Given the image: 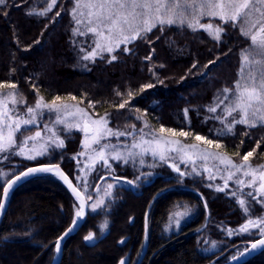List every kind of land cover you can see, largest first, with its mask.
Here are the masks:
<instances>
[{"label":"trees","instance_id":"obj_1","mask_svg":"<svg viewBox=\"0 0 264 264\" xmlns=\"http://www.w3.org/2000/svg\"><path fill=\"white\" fill-rule=\"evenodd\" d=\"M74 3L57 0L43 16L28 13L43 11L49 0H6L7 6H0V82L17 85L16 91L26 101L23 108L35 104L37 92L45 101L60 96V101L71 100L97 117L107 116L111 128L126 131L145 124L153 129L184 131L190 133L187 140L200 135L219 143L234 161L255 149L249 161L264 165V126L236 125L232 133L221 136L213 134L199 116L211 117L214 113L207 111L208 106L222 95V89L232 88L239 79L241 52L251 43L241 34L239 22L233 27L217 17H203L204 24L223 26L220 41L185 24L165 25L163 30L157 25L147 39L128 44L131 51H123L121 45L116 52L92 61L82 59L85 52H81V48L90 51L93 47L92 34L73 35V29L78 28L72 13ZM111 55L117 59L109 63ZM147 84L154 87L141 91ZM123 101L128 103L119 108ZM89 102L94 107H89ZM35 129L30 127L24 133ZM60 135L65 146L35 161L15 157L0 162V167L9 170L6 180L32 165L59 163L77 184L73 156L81 150L83 135L75 130L60 131ZM142 159L141 167L131 161L115 164L119 176L146 179L140 185L141 194L129 187H116L105 206L89 211L80 229L66 240L60 264H118L125 255L128 264H133L144 243L145 213L157 193L148 213L147 249L140 264H205L220 254L218 261L224 262L243 243L257 238L256 232L228 237L220 229L236 227L247 216L226 192L207 188L203 175L186 171L180 175L168 164L153 168L152 158ZM181 203L188 206L192 219L178 232L166 235L164 226ZM76 207L66 188L51 175L36 176L19 185L0 223V264H50L56 239L70 225ZM207 213L210 220L199 232ZM105 221L107 227L101 231ZM90 231L95 233L92 244L84 240ZM212 243L217 246L215 252L202 251ZM239 264H264V250Z\"/></svg>","mask_w":264,"mask_h":264},{"label":"snow or ice","instance_id":"obj_2","mask_svg":"<svg viewBox=\"0 0 264 264\" xmlns=\"http://www.w3.org/2000/svg\"><path fill=\"white\" fill-rule=\"evenodd\" d=\"M57 4V0H51L47 8L41 12H29V15H46L51 9ZM0 6H7L6 0H0ZM82 8L88 9L87 16L89 17V25L93 23L95 26L87 28L86 32H81L79 28L73 29V35H87L91 33L93 36L94 47H91L90 51H85L81 48V52H85L82 59L95 61L97 56H101L104 52L112 54L124 45L123 51H131L127 45L136 41L137 39H147V34L153 30V28L160 26L161 30L165 25L187 24L188 27L195 30L197 27L203 28L209 32L215 40H221V34L224 32L222 25L213 26L212 24H201L199 20L201 17H219L223 24L231 23L233 27L238 26L239 22L241 34L248 38L251 43L248 48H245L241 52V68L238 72L239 79L234 82L232 88L222 89V95H218L214 102L208 106L207 111L210 113H217V109H221V114L214 115L210 118L219 120L223 129L218 130V135H225L232 133L236 125H245L248 128H255L257 126H264V0H75V6L72 9L73 19L76 24L82 23L77 18V12L79 11L80 16H84L85 13L81 11ZM60 15L59 12L56 13ZM38 43V41H37ZM116 55H111L109 63L116 60ZM150 59V57H148ZM219 59V57H217ZM216 61H209V64H214ZM196 67L195 64L192 66ZM205 68L208 65H204ZM14 71V69H13ZM34 87V86H33ZM153 84H147L142 86L141 91L144 88H152ZM9 88L13 91L0 92V153H9L16 155H24L26 146L29 141L36 142L42 137V131L37 130L33 135L24 136L22 140L18 141L17 134L23 135L24 131L29 130V126L37 125L39 118H42L44 111L47 110L50 113L56 114L54 126L49 127L44 125V131L51 133L47 141L40 145L37 150L35 143L31 149H27L29 154L26 156L27 159L34 160L37 156L43 155L47 148L51 145L55 147H64V140L60 139L55 125L64 124L66 128L76 127L79 128L85 134V140L82 141V147L90 148L93 144L97 148L93 149L98 161L103 162L104 167L110 168L111 165L108 162V156L110 155L113 160H124L127 163V158L121 156L120 152L116 150L115 145L108 143L101 144V140L110 136H125L132 135V133L121 132L113 130L108 127L109 120L107 116L94 119L84 109L58 104L57 101L61 100L60 96H55L51 101H45L44 97L39 95L37 92V100L34 105L27 106L25 109V115L21 116L17 112V106L25 104L26 101L21 98V94L16 91L17 85L15 83L0 82V89ZM118 96L123 95L120 92L116 93ZM129 97L132 96V92L127 93ZM73 100L76 97H72ZM128 101L119 103V108H124ZM11 105V107H10ZM223 106V107H221ZM69 107H75V112H68ZM89 107H94L92 102H89ZM137 111H139L137 109ZM187 109L185 113L187 114ZM63 116L73 115L78 117L79 123H69ZM135 127V126H133ZM161 132H167L173 136L179 135L187 137L190 135L188 132L180 131L176 132L174 129H165L161 127ZM91 132V135L89 133ZM143 132V130H141ZM247 135V133H245ZM162 138H154L153 141H144L141 136L140 143H133L132 148H140L141 143H159ZM197 141H203L208 145H214L216 148H220L221 145L206 137L196 135ZM167 144H179V141H164ZM112 148L113 151L108 153L106 150ZM182 148H194L193 145H183ZM259 147V142H257ZM18 148L19 150L13 153V149ZM168 151H179V149H167ZM150 149L143 148L142 152H148ZM152 155L157 154L156 150H151ZM253 151L247 152L241 159V163L234 162L230 157L220 156L218 154L210 152H202L201 159L207 160L209 157L219 160L220 164H223L224 171L227 172L224 185L216 186V190L223 192L228 187V181L233 180L237 172L242 173L246 177H251L247 182L236 178L235 183L240 185L241 188L247 186L252 188L253 191L247 192L245 195L250 200L242 199L237 197V203L244 211L248 219L243 225L240 226L239 232H248L251 228L258 229L261 239L251 244V250H264V215L256 217L255 219L251 216V201H255L257 204L264 208V165L253 166L249 161V157L253 155ZM34 153V154H32ZM77 155H85L84 152L78 153ZM134 154L129 151V157ZM7 158V157H5ZM160 160L164 161L167 159L165 151L159 153ZM76 159V157H73ZM92 160L93 157L89 156ZM143 163V159H141ZM177 172L179 168L176 165H171ZM195 170V169H194ZM84 169H81L83 172ZM205 171L210 173L209 179H214L215 176L211 174V170L205 168ZM217 171H220L217 166ZM39 172L54 173L59 176L69 188L76 195L77 199L81 201L75 212V217L72 221V225L67 231L56 241V251L59 252L61 249V241L68 236L71 232L75 231L80 226V219L84 216V209L86 201L83 198V193L80 192L75 186H73L71 180L61 171L59 165H41L36 168H29L26 172L17 176L14 180L7 181V186L4 187V197L7 198L9 190L21 179V177H28L32 174ZM7 175L0 173V176ZM180 175H184L183 172ZM77 180L81 179L79 176ZM132 184L133 181H128ZM87 185H85L86 187ZM108 189L113 187L112 184H108ZM211 187V185H209ZM111 195L110 192L105 193ZM232 196H237L236 192L231 193ZM87 199H92L88 196ZM104 201L98 200L91 206L92 210L95 211L99 208ZM5 207L4 203L0 202V210ZM186 207V206H185ZM207 207V205H205ZM185 213H177V215H186ZM101 231L107 227V221L101 226ZM233 230H229V234H232ZM95 233L89 232L84 236L86 242L93 241ZM123 243V241H121ZM245 253L251 254L249 249H245ZM245 253H240L243 257ZM233 259H237L233 257ZM120 264H125L122 259ZM239 264V261H237Z\"/></svg>","mask_w":264,"mask_h":264},{"label":"rangeland","instance_id":"obj_3","mask_svg":"<svg viewBox=\"0 0 264 264\" xmlns=\"http://www.w3.org/2000/svg\"><path fill=\"white\" fill-rule=\"evenodd\" d=\"M49 3H51V0H49ZM74 6H75V3H74ZM81 11H83L85 13V15L80 16L79 11L77 12V14H76L77 18L82 21V23L77 25V26H78L80 31H87L88 27L95 26V24L93 23L92 25H89V22H88L89 17L87 16L88 9L82 8ZM72 13H73V11H72ZM207 17H210V16H207ZM202 18L203 17L200 18L199 23L204 24L201 22ZM217 18H219V17H217ZM205 24H211V23H205ZM185 25H187V24H185ZM213 26L215 27V25H213ZM197 28L206 31L203 28H200V27H197ZM206 32L209 34L208 31H206ZM93 47H94V44H93ZM105 53H107V52H104L103 54H105ZM0 92H2V91H0ZM57 103L61 104V105H69V106H76V107L82 108L80 105H78L75 102H72L71 100H69V101H58ZM24 105L25 104H20L17 106V112L21 116L25 115V109L27 106L25 108H23ZM10 107H11V105H10ZM82 109H84V108H82ZM84 110L90 116H92V118H94V119L100 118V117H97L94 114L90 113L86 109H84ZM67 111L70 113H74L75 107H69ZM217 114H221V111H217V113L211 115V117L214 115H217ZM199 116H200L201 121L204 124H206V126L209 128V130L213 134L218 135V130L223 129V127H224V125H222L219 120L212 119L208 116H201V115H199ZM62 118L66 119L69 123H79L80 122L78 117L73 116V115L63 116V114H62ZM55 119H56L55 113H50L47 110H45L42 118L38 119L37 125L29 126V128L30 127L36 128L33 132H31V133H29V132L24 133L23 132V135H21L19 133L17 134L18 141H19V140H22L24 138V136L33 135L35 133V131L41 130L43 139H40L36 142L29 141L28 145L26 146V151H25L24 155L0 153V162L5 161V160H6V162L13 161V159L15 157H20L22 159L29 160V161H35L38 158L42 157L43 155L48 154L50 152V150L59 148V147H55V145H51L47 148V151L43 155L37 156L36 159L31 160V159L26 158V156L29 154V151H27V149H31L33 147V143H35L37 150H39L40 145L44 144L45 141H47V139L51 135V133L43 130L44 125H48L49 127H53ZM112 129L118 130V129H114V128H112ZM160 129L161 128L153 129L149 125L144 124V125H141L140 127H137V128L133 127L131 130H126V131L118 130L121 132L132 133V135H125V136H120V137H116V136L106 137L105 139L101 140V144L108 143L110 145H115L116 150L120 152L121 156L127 158V161H131V163L132 162L133 163L138 162L139 167H141V164H142L141 159L144 157H147V158H152L154 160L150 164V166L153 168L163 167L166 164H168L170 167H171V165H176V167H178L180 170L178 173H181V171H186L188 173L203 175L204 178L207 180L206 187L209 188L213 192H219L216 190V186L222 187L224 185L225 179L227 177V172L224 171L225 166L223 164H220L219 160H215L211 157H209L207 160H204V159H201L200 156L202 155V152H210V153L218 154L220 156L230 157L229 153L226 152V150H224L221 147L216 148L214 145H208V144L204 143L203 141H197L195 139L196 135H192L191 139L189 138V140H187V137L179 136V135L173 136L170 133L161 132ZM55 130L57 131V134L59 135L60 139H62L61 135H60V131H67L68 132V131L75 130V131H80L83 135L82 141L85 140V134L79 128H76V127L66 128V126L64 124H59V125H55ZM141 130H143V132H141ZM89 135H91V132L89 133ZM141 136H143L144 141H153L154 138H162V139H161V142L159 143V145L155 142L150 143V144L141 143L140 148H132L133 143H140L141 142ZM169 140L170 141H179V144L173 143V144H167L166 145L164 143V141H169ZM183 145H193L195 147L191 148V149L186 148V147L182 148L181 146H183ZM95 148H97V146L94 144L90 148H84V147H82V142H81V150L78 153L84 152L85 155H77L78 153H76L73 156V157H76V159H74V160L76 163V170L78 172L77 176H79L81 178L79 180L76 179L77 186L82 190V192L85 194L86 198L88 196L92 197V199H88L90 212H96V211L102 209L105 206L108 199H110L111 196L113 195L114 189L116 187H120V186L128 187V185L125 182L117 180V179L105 178L100 183L98 182L102 176L107 175V174L113 175V176H119V175H117V173H118L117 166H122L125 162L123 159L119 160V161L113 160L111 158V156L109 155L107 158H108V162L111 165V167L110 168L104 167L103 162L98 161L96 159L95 152L93 151V149H95ZM143 148L150 149V151H148L146 153L142 152ZM167 149H179V151H168ZM18 150H19L18 148H14L13 153L18 151ZM151 150H156L157 154L155 156H153ZM106 151L108 153H111L113 151V149L110 147ZM129 151H131L134 154H138V155H134L132 157H129ZM161 151H165V155L167 157V159L164 161L160 160V158H159V153ZM32 154H34V153H32ZM89 156H92L93 159L90 160ZM5 157H7V158H5ZM234 162L241 163L242 160L241 161L238 160V161H234ZM143 163H145V162H143ZM248 163L253 165L250 161H248ZM115 164L117 166H115ZM217 166L219 167L220 171H217ZM253 166H259V165H253ZM20 168L21 167H16L15 169L19 170ZM205 168L211 170V174H213L215 176L214 179H209L210 173L208 171H205ZM81 169H84V171L81 172ZM171 169L174 172H177L176 170H174L173 167H171ZM260 170L264 171V169H260ZM8 172H9L8 169H6L4 167H0V173L7 174ZM5 177H6V175L0 176V180L2 182V183H0L1 185H3L7 181L6 180L7 178H5ZM95 178H97V180H95ZM236 178L242 179L246 182L249 179H251V177H246L242 173L237 172L235 174L233 180L228 181V187L225 188L224 192H226L229 196L233 197L236 201H237V197L250 200L251 198L247 197L245 194L249 191H253V189L248 188L247 186H244L243 188H241L240 185H237L235 183ZM144 179H141V177H140L135 181L132 180L134 183L136 191L141 192L140 191V188H141L140 185L146 181V179L145 180ZM108 184H112L113 187L111 189H108V187H107ZM85 185H87V186L85 187ZM209 185H211V187H209ZM106 191L110 192L111 195H106L105 194ZM232 192H236L237 196H232L231 195ZM214 194L215 193H212L211 196H214ZM201 197H202L201 198L202 200L205 199L204 196L201 195ZM101 199L104 201V203L99 208H96L95 211H93L91 206L93 204H95L98 200H101ZM185 206L187 207V210H188L187 214L186 215H177V213H185V211H186ZM261 210H262V212H261ZM76 211H77V209H76ZM255 212H257L258 214H259V212H261V213L259 215H252V213H255ZM262 215H264V208H262L261 205L257 204L255 201H251V216H252V218L255 219L256 217H259ZM192 216L193 215H192L190 209L188 208V206L186 204L181 203L180 205L175 207L173 209V211L171 212L170 218H169L168 222L166 223V225L164 226L165 234L169 235L171 233L178 232L184 226V224L187 221L192 219L191 218ZM206 218H207V221L209 222L210 217L208 216V213L206 214L205 221H203L204 223L206 222ZM247 219H248V216H247ZM245 221L236 227L224 225L223 227L220 226V229H222L228 237H233V236L241 235V234H249L251 232H256L257 237L258 238L261 237L259 235L258 229H256V228H251L248 232L235 231V230H238L240 228V226L245 223ZM204 223L202 224V226L204 225ZM201 227H200V229H201ZM229 230H233L231 235L229 234ZM248 243H250V241L247 243H243L241 245V247L237 249V255L244 248H246ZM216 250H217V246L214 243H212L211 245L209 244V246H206V247L203 246L202 247V251L206 252V253H212V252H215Z\"/></svg>","mask_w":264,"mask_h":264},{"label":"water","instance_id":"obj_4","mask_svg":"<svg viewBox=\"0 0 264 264\" xmlns=\"http://www.w3.org/2000/svg\"><path fill=\"white\" fill-rule=\"evenodd\" d=\"M48 164L59 165L61 171H62V172H63V173H64V174H65V175L71 180L73 186H75L80 192H82V191L78 188V186L73 182V180L69 177V175L64 171V169L61 167V165L58 164V163L36 164V165L29 166V167L23 169L22 171H20L19 173L15 174V175H14L13 177H11L9 180H14L17 176H20L21 173L26 172L27 169H29V168H36V167H39V166H41V165H48ZM40 175H51V176H53L54 178H56L58 181H60V183L66 188V190L69 192V194L72 196V198L75 200V202H76L77 205L79 206V204L81 203V201H80L79 199H77L76 195H74L73 191L69 188L68 184H66V183L64 182V180H62L59 176H57V175L54 174V173L39 172V173L32 174V175H30V176H28V177H26V178H25V177H21V179H20V180H19V181H18V182H17V183H16V184L10 189V190H9V194H8L7 198L4 197V191H3V190H4V187L7 186V181H6V183H5L4 185H2V187H0V190H1V199H0V202L4 203V205H5V207H4L2 210H0V223H1L2 218H3V216H4V214H5L6 210H7V207H8V204H9L10 197H11L13 191L15 190V188H17L19 185H21L22 183L26 182L27 180H29V179H31V178H33V177H36V176H40ZM105 178H108V179H117V180L123 181V182H125L126 184L129 185V187L131 188L132 191H134L136 194H140L139 192H136V191H135V186H134L133 183H132V184H129V183H128V181H131V180L128 179V178L120 177V176H113V175H109V174H107V175L102 176V177L99 179L98 182L100 183V182H101L103 179H105ZM9 180H8V181H9ZM82 193H83V192H82ZM157 196H158V195H156L154 198H156ZM83 198H84V200L86 201V203H85V209H84V216L80 219V226H79L78 228H76L75 231L71 232L68 236H66V237L61 241V249H60L59 252L56 251V242H55V246H54V255H53V258H52L50 264H60L61 259H62V256H63V248H64V244H65L66 240H67L71 235L75 234V233L80 229V227L82 226V224L84 223V221H85V219H86V217H87V215H88V212H89V211H88V210H89V200L86 198V196L84 195V193H83ZM151 204H152V201H151V203H150V205H149V207H148V209H147V213H146V215H145V219H144V235H145V240H144V244H143V249H142V251H141V253H140V256H139V258H138L136 264H140V263H141V261H142L144 255H145V252H146V248H147V241H146V237H147V214H148V212H149V209H150V207H151ZM74 217H75V216H74ZM73 219H74V218H73ZM72 221H73V220H72ZM72 221H71L70 225H69V226H68V227L62 232V234H61L58 238H60V237H61V236L67 231V229L72 225ZM206 223H207V221H206ZM206 223H205V225L202 227V229L205 228ZM58 238L56 239V241L58 240ZM126 239H127V237L124 238L123 241L126 240ZM259 239H261V237H259L258 239L254 240L253 242H251V243L248 244V246H247L246 249H249L250 252H251V254H247V253H245V249H244V250L241 252V253H245V255H244L243 257H241L240 255H238V256L236 257L237 259L228 260V261H226V262L220 263V262L217 261L218 258H219V256H218V257H216V258L210 260L209 262H207V263H205V264H237V261H239V263H241V262H243V261H246V260L252 258L253 256H255L256 254H258V253H260V252L262 251V250H254V251L251 250V244L254 243V242H256V241L259 240ZM88 243L92 244L93 241H90V242H88ZM126 258H127V255L123 258V260L125 261V264H126ZM120 261H121V260H120ZM120 261H119L118 264H120Z\"/></svg>","mask_w":264,"mask_h":264},{"label":"flooded vegetation","instance_id":"obj_5","mask_svg":"<svg viewBox=\"0 0 264 264\" xmlns=\"http://www.w3.org/2000/svg\"><path fill=\"white\" fill-rule=\"evenodd\" d=\"M146 253V252H145ZM145 256V255H144ZM144 258V257H143ZM143 260V259H142ZM136 263V261L133 263V264H135ZM127 264H128V262H127Z\"/></svg>","mask_w":264,"mask_h":264}]
</instances>
